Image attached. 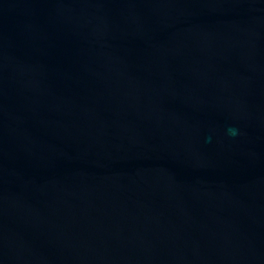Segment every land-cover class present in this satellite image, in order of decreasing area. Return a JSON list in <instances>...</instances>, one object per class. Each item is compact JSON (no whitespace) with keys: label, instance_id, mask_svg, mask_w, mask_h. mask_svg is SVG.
Returning a JSON list of instances; mask_svg holds the SVG:
<instances>
[{"label":"water","instance_id":"obj_1","mask_svg":"<svg viewBox=\"0 0 264 264\" xmlns=\"http://www.w3.org/2000/svg\"><path fill=\"white\" fill-rule=\"evenodd\" d=\"M0 264H264V0H0Z\"/></svg>","mask_w":264,"mask_h":264}]
</instances>
